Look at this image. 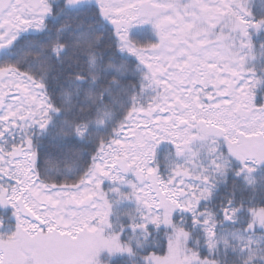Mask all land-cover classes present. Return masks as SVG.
I'll return each mask as SVG.
<instances>
[{
    "label": "snow or ice",
    "instance_id": "snow-or-ice-1",
    "mask_svg": "<svg viewBox=\"0 0 264 264\" xmlns=\"http://www.w3.org/2000/svg\"><path fill=\"white\" fill-rule=\"evenodd\" d=\"M0 264H264V0H0Z\"/></svg>",
    "mask_w": 264,
    "mask_h": 264
}]
</instances>
